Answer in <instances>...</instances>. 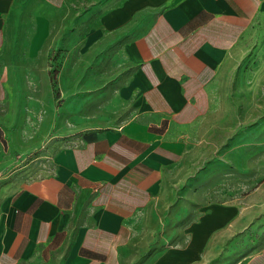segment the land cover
I'll return each mask as SVG.
<instances>
[{
    "label": "crops",
    "instance_id": "0c3cea01",
    "mask_svg": "<svg viewBox=\"0 0 264 264\" xmlns=\"http://www.w3.org/2000/svg\"><path fill=\"white\" fill-rule=\"evenodd\" d=\"M44 8L49 34L76 19L87 23L83 40L108 37L127 68L129 114L54 148L39 174L12 168L0 179V264H131L138 219L165 203L187 131L212 106L223 63L264 0H0V62L10 20L28 11L37 41ZM8 89L0 71V169L13 163L3 152L14 122ZM253 214L203 205L184 242L144 264H264V228ZM240 243L247 250L232 261Z\"/></svg>",
    "mask_w": 264,
    "mask_h": 264
},
{
    "label": "rangeland",
    "instance_id": "374dc122",
    "mask_svg": "<svg viewBox=\"0 0 264 264\" xmlns=\"http://www.w3.org/2000/svg\"><path fill=\"white\" fill-rule=\"evenodd\" d=\"M47 13L44 8L37 18V41H30L35 25L28 11L10 20L0 71L9 85L6 117L14 112L3 152L11 150L13 163L0 169V179L12 168L39 174L54 148L129 114L127 68L108 37L83 40L88 26H76V19L49 34ZM214 84L212 106L187 131L188 150L165 203L138 219L131 264L184 242V226L203 205L250 211L264 228V14L229 51ZM241 244L232 261L247 250Z\"/></svg>",
    "mask_w": 264,
    "mask_h": 264
}]
</instances>
